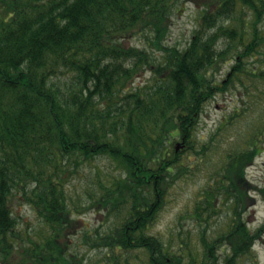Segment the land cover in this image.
Wrapping results in <instances>:
<instances>
[{
  "label": "trees",
  "instance_id": "obj_1",
  "mask_svg": "<svg viewBox=\"0 0 264 264\" xmlns=\"http://www.w3.org/2000/svg\"><path fill=\"white\" fill-rule=\"evenodd\" d=\"M192 1L202 10L179 47L164 39L183 0H0V264H136L139 251L141 264H234L252 252L262 228L238 218L258 189L245 171L263 150L264 120L245 146L222 150L216 133L197 131L219 95L248 103L221 126L264 104V0ZM137 34L160 53L129 44ZM213 151L193 218L208 227L221 204L232 218L226 233L197 234L198 262L188 240L175 247L151 229L173 185L196 171L189 155ZM17 198L36 225H18ZM91 211L94 228L82 219ZM78 233L103 259L73 251Z\"/></svg>",
  "mask_w": 264,
  "mask_h": 264
},
{
  "label": "rangeland",
  "instance_id": "obj_2",
  "mask_svg": "<svg viewBox=\"0 0 264 264\" xmlns=\"http://www.w3.org/2000/svg\"><path fill=\"white\" fill-rule=\"evenodd\" d=\"M183 1L181 4H177L178 7H176L171 16L170 32L167 38L164 39L168 45L183 47L188 42V38H190L193 29L197 25V18L202 10L201 7H197L192 0ZM148 40L143 34H137L128 42L129 44L151 48L154 51ZM154 52L155 54L160 53L156 50ZM147 76L144 73L138 77V80L141 82ZM243 96L233 91L219 95L215 99L208 101L202 114V120L197 131V138L206 141L212 133H216L214 143L221 146L220 150L227 148L230 143L234 146H245L244 140L252 132V129L256 128L254 125L260 126L261 120H264V104L262 101H259L257 106L253 107L252 105L246 108L242 115L234 118L230 124L220 125L221 122L226 120V117L234 113V109L241 110L248 106V103L242 102L241 98ZM219 125L221 128L218 129ZM262 146L263 150L261 154L255 158L254 162L248 166L246 171L247 179L251 184L256 185L258 189L252 191L253 198L250 202L248 201L246 211L241 213L238 218V222L243 224L251 233L257 231L259 227L264 225V197L262 195V192L264 193V139ZM217 149L219 150V148ZM189 157L191 160H195L196 171L188 174L185 178L179 179L173 185L174 187L168 196V203L161 211L158 219L153 223L151 232L153 231V233L162 236L165 240H171L175 247L179 245V242L183 238L188 240L190 248L193 249L192 255L199 262L205 255L202 246L198 243L197 234L204 230L210 233L208 238L211 239L213 235L226 233L229 230L226 224H230L232 215L230 211H226L225 208L223 209V205L221 204V212L216 214V220H212L208 227L199 225L196 219L193 218L194 205L197 200L195 197L203 186H206L211 181V173L216 168L217 163L215 162L219 161V155L213 151L207 159L199 160L197 156L191 154ZM80 181L76 184L77 191L80 190ZM19 199L21 198H17L12 204L18 216V225L23 228L29 225H36L38 221L36 213L27 203ZM99 217L101 218V215H95L91 211L83 215L82 219L87 221L88 226L94 228L99 226L97 220ZM185 235L188 236L185 237ZM79 236L80 233L71 237V248L73 251L83 252L87 248L82 243H79V240H77ZM224 238L225 235H221L219 239L223 240ZM251 249L252 252L248 256L242 257L234 264H264V234L261 235V239ZM135 253L138 255V259H133L132 261L136 264H141L139 256L143 255V253L140 251ZM225 253L223 249L218 248L217 254L220 257V261H223ZM104 254L105 252L101 250H86L87 259L90 263L96 262L98 259H103L102 256ZM185 257L189 260L187 254H185ZM100 264L105 263L102 262Z\"/></svg>",
  "mask_w": 264,
  "mask_h": 264
}]
</instances>
